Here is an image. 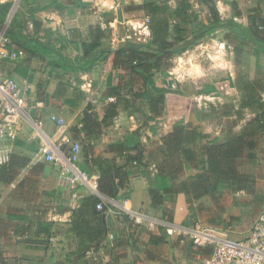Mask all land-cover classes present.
I'll use <instances>...</instances> for the list:
<instances>
[{
  "label": "crops",
  "instance_id": "crops-1",
  "mask_svg": "<svg viewBox=\"0 0 264 264\" xmlns=\"http://www.w3.org/2000/svg\"><path fill=\"white\" fill-rule=\"evenodd\" d=\"M168 1L172 7L178 2ZM190 1L197 22H209L210 3H214L222 19L255 29L264 39V0ZM144 2L0 0V26L26 38L24 44L12 41L13 55L0 61V67L23 88L34 85L28 92L30 119L21 120L15 140L0 139V145L9 148L0 158V264H205L213 247L196 245L178 233L169 235L168 223H201L219 240L250 236L264 209V121L252 123L255 112L241 108L245 89L238 80L244 75L247 81H259L257 91L264 98V51L253 40L238 29L224 27L188 49L205 43L231 48L227 72L231 88L240 96L232 110L221 111L215 120L201 118L197 109H190L185 120H178L207 134L190 147L197 158L201 153L206 169L190 165L175 173L171 183L178 191L165 194L156 204L147 174L155 175L157 165L168 160L163 137L173 130L177 119L165 111L155 116L145 98L130 95L125 85L131 75L113 57L100 60L89 71L68 72L55 65L58 50L74 61L83 60L86 44L95 40L99 31L104 34L99 49L117 48L129 40L147 42L150 33L145 34L140 27L148 17ZM176 24H171L173 31ZM136 30L147 40H138ZM214 35L217 39L211 37ZM237 48L243 56L237 54ZM165 75L157 73L153 85L162 88L159 79ZM117 85L133 100L134 107L119 108L116 116L105 119L109 102L116 98L109 89ZM51 114L64 117L65 123L58 125L50 119ZM229 118L233 123H228ZM37 119L44 121L42 130L53 140L68 137L79 142V166L97 174L103 187L117 196L103 190L73 189L62 168L44 162V142L33 123ZM253 127H258L256 134L244 137L242 152L234 159L236 178L224 179L216 191L197 199L183 190V181L209 172L203 159L207 157L206 145L227 143ZM138 129L141 163L129 158L137 150L128 137ZM65 148L68 150L70 144ZM75 191L80 197L74 196ZM91 196L96 200L89 199ZM124 198L130 200L132 209L147 215L143 223L134 225L128 214L115 212ZM99 202L104 203L102 211L96 208Z\"/></svg>",
  "mask_w": 264,
  "mask_h": 264
},
{
  "label": "trees",
  "instance_id": "trees-1",
  "mask_svg": "<svg viewBox=\"0 0 264 264\" xmlns=\"http://www.w3.org/2000/svg\"><path fill=\"white\" fill-rule=\"evenodd\" d=\"M143 7L150 19V38L147 42L129 40L117 48L99 49L101 46L100 40L104 36L99 31L96 39L86 44V57L83 60L74 61L58 50L55 53L59 57V62L55 65L68 72L89 71L100 60H108L113 57L117 65L124 68L131 75L129 82L125 85L126 88L129 87L130 89L129 94H132L135 98H145L149 104L150 111L156 116L165 111L166 89L153 85L154 76L157 73L166 74L173 67V59L176 55L187 51L191 46L216 30L224 27L238 29L241 34L253 40L264 51V39L258 31L241 27L233 19L225 21L221 18L214 3H210L211 17L207 24L197 22L198 15L192 11L193 4L190 0H178L175 7H172L168 0H163L161 3L145 0ZM174 21L177 24L173 31L171 24ZM173 32L175 36H173ZM7 35L13 42L25 43L26 38L24 35L12 31L11 28L7 31ZM46 49L48 50L49 48L46 47ZM235 51L238 55L242 54L243 56L244 54L238 48ZM236 60H238V56ZM237 66L240 68V62L237 63ZM242 66L244 65L242 64ZM244 78L243 75L238 80V84L241 83L245 89L240 105L241 108L248 107L252 109L255 112L252 123L259 124L264 121V98L257 91L260 83L259 81H247ZM150 84L151 87L149 86ZM121 88L120 85H117L109 89L110 95H115L116 98L114 101L109 102V109L105 119L116 116L119 113V108L134 107L133 100L128 98V95L123 94ZM134 88L137 90H134ZM241 114L239 112V115ZM257 128L253 127L227 143L206 145L207 157L203 159L204 163L209 165V169L206 170L209 172L196 174L183 181V190H187L197 199L207 193L216 191L224 179L236 178L234 159L242 152L244 137L255 135ZM139 134L140 130L138 129L128 137L130 145L134 144V149L137 150L136 154L131 155L129 158L137 163H141L143 160L142 144L137 139ZM204 138H207V134L200 131L198 127L185 124L184 121L175 122L173 130L163 137L164 145L167 148L168 160L157 165V173L155 175L147 174L151 196L155 204L160 203L165 194L178 191L174 190L171 183V180L177 176L175 173L184 171L185 167L190 165L206 169L203 166L201 153H199L197 158L195 152L190 149V147ZM101 182L102 180L99 178V190L117 196V192L106 190ZM89 199L96 200L93 196L89 197ZM97 234L98 237H101V227L98 228Z\"/></svg>",
  "mask_w": 264,
  "mask_h": 264
},
{
  "label": "built area",
  "instance_id": "built-area-1",
  "mask_svg": "<svg viewBox=\"0 0 264 264\" xmlns=\"http://www.w3.org/2000/svg\"><path fill=\"white\" fill-rule=\"evenodd\" d=\"M149 23L150 19L147 17L140 26L145 34L150 33ZM7 31V26H0V61L9 59L13 55L12 40L7 35ZM136 31L140 34L138 40H147L141 38L144 34L142 31ZM33 87V84H28L27 87L23 88L16 79L5 76L0 67V139L15 140L19 133L21 120L23 118L30 119L28 115L30 107L28 92L33 91ZM170 95L169 93L166 94L165 112L167 116H174V119H177L175 113L179 110L182 112L180 118H186L190 109L184 106L188 105L190 99L180 100V104L175 106L173 102L169 101ZM50 119L58 125L65 123L64 117L55 114H51ZM33 123L44 142V162L62 168L73 189L82 187L87 188L91 193H99L98 175L82 169L78 164L81 154L80 143L72 142L68 137L61 141H55L42 130L44 123L42 119H37ZM66 144H70L68 150L65 148ZM8 150L7 146L0 145V158ZM74 196L80 197L76 191ZM129 203L130 200L124 198L115 212L128 214L134 225L143 223L147 215L132 209ZM96 208L102 211L104 203H97ZM167 233L169 235L178 233L182 238L192 239L196 245H211L213 252L205 264H264V209L257 217L250 236L244 240L233 238L219 240L212 234L211 228L205 227L201 223H195L191 226L168 223Z\"/></svg>",
  "mask_w": 264,
  "mask_h": 264
},
{
  "label": "rangeland",
  "instance_id": "rangeland-1",
  "mask_svg": "<svg viewBox=\"0 0 264 264\" xmlns=\"http://www.w3.org/2000/svg\"><path fill=\"white\" fill-rule=\"evenodd\" d=\"M211 37L217 39L216 35ZM230 49L205 43L180 55L184 58L179 60V56L170 71L159 79V84L166 89V94H171L169 101L176 106L180 104V100L190 99L184 107L197 109L201 118L212 117L213 120L221 111L232 110L240 93L231 88L229 81L231 75L227 72L229 68L226 58L231 57ZM180 113L182 112L179 110L175 113L177 121L185 120L180 118ZM227 121L233 123L230 118Z\"/></svg>",
  "mask_w": 264,
  "mask_h": 264
}]
</instances>
